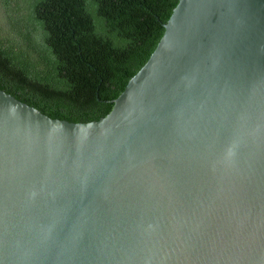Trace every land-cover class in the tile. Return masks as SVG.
<instances>
[{
	"label": "water",
	"instance_id": "obj_1",
	"mask_svg": "<svg viewBox=\"0 0 264 264\" xmlns=\"http://www.w3.org/2000/svg\"><path fill=\"white\" fill-rule=\"evenodd\" d=\"M0 264H264V0H178L98 121L0 91Z\"/></svg>",
	"mask_w": 264,
	"mask_h": 264
},
{
	"label": "trees",
	"instance_id": "obj_2",
	"mask_svg": "<svg viewBox=\"0 0 264 264\" xmlns=\"http://www.w3.org/2000/svg\"><path fill=\"white\" fill-rule=\"evenodd\" d=\"M178 0H0V91L89 123L145 63Z\"/></svg>",
	"mask_w": 264,
	"mask_h": 264
}]
</instances>
